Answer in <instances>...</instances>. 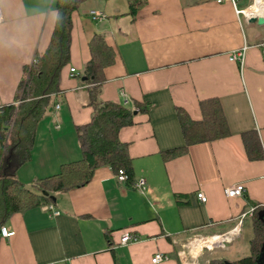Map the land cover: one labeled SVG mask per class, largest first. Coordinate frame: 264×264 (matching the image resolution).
Listing matches in <instances>:
<instances>
[{"label": "crops", "instance_id": "crops-1", "mask_svg": "<svg viewBox=\"0 0 264 264\" xmlns=\"http://www.w3.org/2000/svg\"><path fill=\"white\" fill-rule=\"evenodd\" d=\"M235 1L145 0L132 17L128 0H88L74 12L60 108L40 123L32 160L17 178L31 186L81 159L75 131L91 122L93 109L80 76L91 58V40L101 35L115 62L104 71L100 100L132 111L135 102L149 105L148 113L136 112L135 124L119 134L135 182L143 179L148 190L142 194L109 168H98L86 186L56 197L58 216H50L48 206L13 215L4 227L15 235L0 237V264H152L156 254L169 258L158 264H183L182 251L190 264L240 259L237 244L247 237L242 216L264 209V159L251 161L242 140L256 132L264 153V25L237 14L251 10L252 0ZM93 11L105 18L94 19ZM56 15L55 0H14L0 38V109L19 104L20 84L47 50ZM245 47L241 67L230 55ZM209 99L219 100L228 137L165 161L164 152L185 145L177 110L201 121L200 102ZM235 185L244 186V195L228 198L225 190ZM199 192L206 203L197 200ZM235 228L240 233L225 249L203 250L195 259L188 253L194 238ZM124 232L139 241L122 245Z\"/></svg>", "mask_w": 264, "mask_h": 264}, {"label": "trees", "instance_id": "trees-1", "mask_svg": "<svg viewBox=\"0 0 264 264\" xmlns=\"http://www.w3.org/2000/svg\"><path fill=\"white\" fill-rule=\"evenodd\" d=\"M87 1L55 0L56 13L62 18L56 20L47 50L37 56V64L27 70L16 96L19 104L0 109V230L13 215L53 206L58 195L86 186L98 168H109L115 175L124 172L126 182L135 183L128 146L120 141L119 134L135 124L134 112L146 114L149 105L135 102V111H132L124 105L100 100L106 82L104 71L115 62L114 51L101 35L91 40V58L80 76L82 84L88 86L87 106L93 109L91 122L75 131L81 159L61 166L56 175L37 180L31 186L17 178L19 169L32 160L40 123L59 104L61 73L71 61L72 16ZM128 2L132 17L145 5V0ZM200 110L201 121H193L184 110H177L185 145L164 152L165 161L186 154L192 146L228 137V126L218 99L200 102ZM242 140L251 161L264 159L256 132L243 134ZM242 228L250 231L247 235L250 255L236 261L213 258L208 264H264V209L256 207L252 216L242 221Z\"/></svg>", "mask_w": 264, "mask_h": 264}, {"label": "built area", "instance_id": "built-area-1", "mask_svg": "<svg viewBox=\"0 0 264 264\" xmlns=\"http://www.w3.org/2000/svg\"><path fill=\"white\" fill-rule=\"evenodd\" d=\"M231 1L235 5L236 1L235 0H231ZM237 14L238 15L242 14V15L246 16L244 14V11H238L237 10ZM90 16H92L94 19H97V20H103L105 18L102 13H98V12H94V11L90 13ZM246 50H247V47L243 48L242 50L232 52V54L230 55V60L232 62L239 64L241 67H243L245 55H246ZM37 62H38V60L34 59L33 64H37ZM71 74L72 75L76 74V71L74 69H71ZM59 108H60V106L57 105L56 109L59 110ZM116 178L119 182H126V180H127V176L125 175L124 172H120L118 175H116ZM133 186L136 190H138L142 194H145L146 191L148 190L147 185L143 179L136 181L133 184ZM244 192H245V188L243 185H235V186H232V187L225 190V194L228 198L242 197L244 195ZM197 200L201 204H204L207 202V198L204 195V193H202V192L197 193ZM47 209L50 213V216L55 217V216L59 215V212L56 211V209L52 205L48 206ZM254 210H255V208H252L247 214H244L242 216V219L246 218L247 216H252ZM239 233H240L239 228H235L231 232H229L227 234L220 235V236H212V237H207V238H204V237L194 238L187 245L188 253L190 254L191 252H193V247L195 246L194 244L198 243L200 240L201 241L210 240V241H214V242L213 243L211 242L210 246L204 245L201 248V250L196 252L195 254H193V255L190 254V256L192 258H194L195 256L197 258L198 254L203 250L213 251L216 248L225 249L227 245H229L233 242L234 238ZM0 235L3 238H11L15 235V232L9 231L7 228L2 227L0 230ZM138 241H139V238L135 234H133L131 232H124L122 237H121L120 243L122 245H127V244L137 243ZM185 253H186L185 251H182V254H180V259H181L183 264H190L186 260V259H188V257H187V255H184ZM183 257L186 259L183 260ZM168 259H169L168 256H166L164 254H156L152 259V264H158V263L166 262V261H168Z\"/></svg>", "mask_w": 264, "mask_h": 264}, {"label": "clouds", "instance_id": "clouds-1", "mask_svg": "<svg viewBox=\"0 0 264 264\" xmlns=\"http://www.w3.org/2000/svg\"><path fill=\"white\" fill-rule=\"evenodd\" d=\"M67 2V0H66ZM14 14V0H0V38H2L5 25ZM61 14L57 13L56 20H61Z\"/></svg>", "mask_w": 264, "mask_h": 264}, {"label": "bare ground", "instance_id": "bare-ground-1", "mask_svg": "<svg viewBox=\"0 0 264 264\" xmlns=\"http://www.w3.org/2000/svg\"><path fill=\"white\" fill-rule=\"evenodd\" d=\"M244 14L246 15V17L250 18L252 14H256L258 17L263 16L264 15V0H255L254 5L251 7V10L249 9V11H245ZM218 240V239H217ZM211 242L213 243L214 241H199L198 243L194 244L195 246L193 247V254H195L196 252L200 251L201 248L204 245L210 246Z\"/></svg>", "mask_w": 264, "mask_h": 264}, {"label": "rangeland", "instance_id": "rangeland-1", "mask_svg": "<svg viewBox=\"0 0 264 264\" xmlns=\"http://www.w3.org/2000/svg\"><path fill=\"white\" fill-rule=\"evenodd\" d=\"M255 3V0H252V6L254 5ZM257 16V15H255ZM264 17V15H263ZM246 230V229H245ZM247 230L245 231L244 235H248V232L246 234ZM247 238V237H245ZM245 238L242 239V241H240L238 244H237V248H241L240 250H242V255L240 256V258H243V257H247L250 255V248H249V244L247 242V240H245ZM194 253V252H193ZM235 258L234 259H237L236 256H234Z\"/></svg>", "mask_w": 264, "mask_h": 264}, {"label": "water", "instance_id": "water-1", "mask_svg": "<svg viewBox=\"0 0 264 264\" xmlns=\"http://www.w3.org/2000/svg\"><path fill=\"white\" fill-rule=\"evenodd\" d=\"M248 23L249 24H257L259 26H262V25H264V17L263 16H260V17H258V16H251L248 19ZM134 115H136V112H134ZM263 251H264V247H263Z\"/></svg>", "mask_w": 264, "mask_h": 264}]
</instances>
